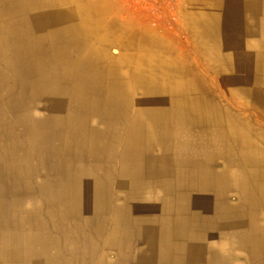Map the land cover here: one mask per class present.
I'll return each instance as SVG.
<instances>
[{
	"label": "bare ground",
	"instance_id": "bare-ground-1",
	"mask_svg": "<svg viewBox=\"0 0 264 264\" xmlns=\"http://www.w3.org/2000/svg\"><path fill=\"white\" fill-rule=\"evenodd\" d=\"M111 2L110 0H30V15L27 20H30L29 22H43L42 35L46 40L47 68H53V75L56 77L54 82L60 77L67 78L65 82L67 83L70 79L69 81H73L74 84L72 86L77 89H71V91L64 89L61 91L65 105L70 103L71 99L72 101L75 100L77 104L78 102L80 104L86 102L93 105L99 103L101 99H105L102 102L111 104L114 107L112 108V115L121 118L118 119L121 123L126 121L128 124L126 130L131 132L132 135L128 136L129 139L126 138L127 142H124L126 139L121 141L116 138L111 139L110 143L105 145L110 155L108 161L105 162L109 166H116L120 173L131 169L141 171L144 162H146L147 154L151 156V152L157 149L162 155V157L160 156L161 159L172 157L173 162H175L173 168L175 167L177 171V179L181 184L183 196L201 194L199 190L193 192V189H195L193 183L197 176L196 174L193 175L194 170L190 171L185 168L187 165L186 155L183 154L188 145H191L190 140L199 135V130H195L191 122L216 120L218 124L222 121L224 125L233 124L232 126L235 129L238 126L242 129V123H236L235 119L239 120L240 118L241 120L244 117L246 120L253 121L256 114V120H264V0H211V6L208 5L207 0H190V9L185 12V21L187 22H183L185 29H188L187 34L192 40L190 50L186 47L177 50L174 43L176 38L171 34H164L161 37L159 34L160 28L144 27L130 24V22H108L107 26H104L107 6L112 4ZM129 32L130 39L126 43L124 42L125 51H119L118 55L114 56L113 50L117 49L114 48L116 47L115 40H121L124 33ZM175 53L179 54L174 58L173 54ZM50 79L53 81V77ZM95 80H98L101 84H109L110 87L106 90L94 89L89 84L94 83ZM249 98L256 100V109L252 104L245 101ZM238 108L240 109L238 110ZM18 113L20 112L18 111ZM107 117L105 116V118ZM122 130V132L126 131ZM227 131L232 130L226 129ZM240 142L248 146V141L243 142V140H240ZM190 145L189 148L192 147ZM216 145H211L212 147L203 145L197 148H204L205 146L216 148ZM99 146L101 145L96 142L95 149ZM124 147H128L126 151L128 154H124L125 163L129 161L127 167H124V160L121 159L123 154L120 151ZM260 158L262 156L257 155V159ZM147 159L149 158L147 157ZM147 162L151 163L152 160L149 159ZM208 162L210 163V161ZM132 163L133 166H131ZM204 171L207 176V179H204L203 182L204 186L206 184L208 189L210 186L213 188L207 191L209 197L207 211L209 215L212 212L219 216L222 211L223 213L229 212V217L226 222L222 221L219 227L221 232L218 233H220L222 240L218 244H216V238H214L216 233L211 232V230L216 229V224L213 221L208 222V234L206 235L208 238L204 241L207 251L205 250V253L200 256L191 255L193 256L190 258L191 264H197V259L203 264H249V256L247 255L244 256L246 260H237L239 255H242L238 254L237 251L238 246L246 250L249 245L248 240L256 237V235H250L249 233L253 228L257 232L256 234H259L257 236L262 239L258 242L255 241L256 238L251 240L253 251L251 255L256 261H262L264 259L261 258L264 256V223H262L261 208L264 207V197H261L259 202L258 200L251 201L253 197L247 193L243 186L239 185V183L247 181V175H243L235 168L229 169L226 167L222 170H214L210 164V166H206ZM119 172H117L116 177L114 172L110 173L109 177L112 182L116 178L118 181L113 184L111 193L110 187L108 190L111 197L110 210L114 217H112V230L109 236L111 243L107 241V245L116 246L123 242V239L126 240L131 245H128L130 251L126 256L129 264H137L138 260L140 264H160L157 260L155 262L153 258L157 259L158 256L161 260L170 259L172 264H174L172 259H183L182 256H175V254H179L184 250H170L169 247L165 251H159L158 249L157 252V249L154 250L150 246L152 244L151 239L147 240L145 237L142 240L144 244H139L142 237L140 238V232L133 231V227L138 225L135 224L139 221L136 212H140L141 208L137 206L136 202L130 201L127 196L134 194L135 191H141L143 188L130 183L128 179L123 178V181H121L118 176ZM127 175L130 177V173ZM156 178L158 177L156 176ZM78 179H81V176H78ZM90 183L92 188L90 194L98 196L101 193L99 186L93 181H90ZM234 187L242 189V191H237ZM234 190H236V194L233 192ZM122 193L127 198L120 204L118 200H120ZM233 195L239 198L238 203H233L230 199ZM161 196V193L154 194V197H159L158 205L162 206L164 200ZM212 196L218 198V200L211 201L210 197ZM221 200L222 202H220ZM188 202L186 200V202H182L180 208H176L179 211L178 214H183V211L189 209L190 204H186ZM157 209L148 208L147 206L144 210L151 215ZM190 210L194 211L193 208ZM120 215L126 217L118 222L116 217ZM146 215L149 218V215ZM215 215L214 218H216ZM237 215H239V218H237ZM177 218V220L184 223L182 217L177 215ZM200 224L197 219L192 220L190 230L192 235H196L202 240L203 237L199 234V230H196ZM102 226L98 225L96 229L94 228L96 233L92 245L95 248L98 247L103 238L101 236H104ZM236 229H239V234L233 233V230ZM244 231H246L245 234ZM3 241L5 244H9L10 238L5 236ZM139 245L145 246L139 248ZM97 250V252L100 251ZM14 253L15 251L9 247L1 251V259L4 264H11L10 260L13 258Z\"/></svg>",
	"mask_w": 264,
	"mask_h": 264
},
{
	"label": "crops",
	"instance_id": "crops-1",
	"mask_svg": "<svg viewBox=\"0 0 264 264\" xmlns=\"http://www.w3.org/2000/svg\"><path fill=\"white\" fill-rule=\"evenodd\" d=\"M29 9L30 0H0V264H4L1 259V251L8 247L15 251L13 258L10 260L11 264H129L126 256H128V251H130L128 249L131 245L126 240L123 239V242L116 246L107 245V241L111 243L109 236L112 230V217H114L110 210L111 197L108 190L110 187L111 193L113 184L118 181L116 178L112 182L109 177L112 172L116 177L119 170L116 166H109L105 162L110 158L105 145L110 143L111 139L117 138L121 141L126 138L129 139L128 136L132 134L126 130L128 128L126 121L121 123L118 120L121 118L112 115V108L114 107L111 104L102 102L105 99H101L99 103L94 105L86 102L82 104L78 102L77 104L75 100L72 101L71 99L70 103L65 105L61 91L64 89H68V91L77 89L72 86L74 84L73 81H69L70 79L67 83L65 82L67 78L60 77L54 82L56 77L53 75V68H47L46 40L42 35L43 22H29L30 20H27L30 15ZM51 76L53 81L50 79ZM89 85L100 90H106L110 87L109 84H101L98 80ZM74 92L76 93V91ZM245 101L252 104L256 109L255 99L249 98ZM37 107H43L42 109L45 111L42 113L37 112ZM105 116H108V119ZM242 118L241 120L240 118L239 120L235 119L236 123H242V129L248 131V146L244 148L246 154L242 159L233 158L227 146H216V148H211L212 146L197 148L194 146L186 148L183 152L186 155V159L184 158L187 164L185 168L190 171L194 170L193 175L196 174L197 176L193 183L195 186L193 192L198 190L201 192L200 196L205 200L204 204L192 200L193 197H196V194L183 196L181 184L177 179V171L175 167L173 168L175 162H173L172 157L161 159L162 155L157 149L151 152V156L147 154L152 162L148 163L149 159L146 157V162H144L141 171L131 169L126 172L122 171L123 173L119 172L118 176L121 181H123V178L128 179L130 183L143 188V190L135 191L134 194L127 196L130 201L136 202L137 206L141 208L140 212H136L139 221L135 224L138 225L133 227V231L140 232V238L142 237L139 244H144L142 240L147 234L151 236L153 230L158 231L160 235L159 242L156 239H151L152 244L150 246L154 250L158 247L160 251H165L169 247L170 250H184L181 252L183 255L181 253H179L180 255L175 254V256H182L183 259H172V262L174 264H191V257L203 255L205 250L207 251L204 241L208 238L206 236L208 234V222L213 221L216 224V229L211 230V232L216 233L213 234L216 238V244L221 242L222 237L218 232H221L219 227L222 221L218 220L215 213L210 212L209 215L207 211V201L209 199L207 191L213 188L210 186L208 189L206 184L202 188V183H200L201 178L207 179L204 169L210 164L214 170H222L226 167L229 169L235 168L243 175L246 174L247 181L241 182L239 185L243 186L247 193L253 197L251 201L258 200L259 202L261 197H264V124L256 121V114L253 121ZM191 124L195 130H199L198 137L192 138L194 141L199 140L204 130L209 126L207 121H195ZM232 125H225L226 129L232 130L227 131L228 133L232 134L237 130H241L239 126L235 129ZM122 129L126 131L122 132ZM127 139L124 142H127ZM96 142L101 145L97 149H95ZM249 142L251 146H249ZM127 148L124 147L120 151L123 154L121 159L124 160V167H127L129 162L125 163V155L128 154V152L126 153ZM257 155H261L262 158L257 159ZM131 166H133V163ZM129 173L130 177L127 175ZM78 176H81V179H78ZM156 176L160 177V180ZM90 181L99 186L101 193L98 196L90 194L92 189ZM237 187L234 188L237 191H242ZM78 192L80 193L77 194ZM233 192L236 194V190ZM153 193L162 194L161 198L164 200L162 206L158 205L159 197H154ZM122 194L120 200H118L120 204L127 198L125 194ZM230 199L233 203L239 202L236 195H233ZM186 200L189 201V209L183 211V214H178L179 211L176 208H180L182 202H186ZM210 200L214 202L218 198L212 196ZM147 206L148 208L158 209L150 215L144 210ZM191 208L194 211H191ZM261 210L263 214L262 223H264V207ZM146 214L149 215V218ZM177 215L184 219V223L177 220ZM214 215L216 218L213 217ZM31 216L34 219H31ZM125 217L120 215L116 219L121 222ZM195 219L201 223L196 230H199V234L203 237L202 240L196 235H192L190 230L192 220ZM98 225H103L104 236H101L103 237L102 242L100 241L98 247L95 248L92 244H94L95 229ZM233 233L239 234V229L233 230ZM249 233L250 235H256L252 239L256 238L255 241L257 242L262 239L257 236L259 234H256L254 228ZM5 236L10 238L9 244H5L3 241ZM252 239L248 240V249L245 250V248L238 246L237 253L241 254L240 251L246 252L245 256H249V264H264V259L256 261L251 255L253 254ZM55 246L56 248H54ZM142 246L139 245V248ZM97 249L100 251L97 252ZM261 258H264V256ZM237 260L243 261L246 258L244 255H239ZM159 262L160 264H172L170 259ZM196 263L203 264L198 259Z\"/></svg>",
	"mask_w": 264,
	"mask_h": 264
},
{
	"label": "rangeland",
	"instance_id": "rangeland-1",
	"mask_svg": "<svg viewBox=\"0 0 264 264\" xmlns=\"http://www.w3.org/2000/svg\"><path fill=\"white\" fill-rule=\"evenodd\" d=\"M102 1V0H99ZM112 4L107 6V13L105 14L104 26H107L108 22H130V24H135L139 26L146 27H156L160 28L159 34L161 37L164 34H171L175 37V44L177 50H180L186 47L188 50L191 49L192 40L191 37L187 34L188 29H185V12L190 9V0H110ZM209 6H211V0H207ZM133 22V23H132ZM129 34V35H128ZM127 38V39H126ZM130 39V32L124 33V37L121 40H115L116 50H113V55L117 56L119 51H125V43ZM125 42V43H124ZM179 53L173 54L174 58L178 56ZM74 104V103H73ZM240 108H238L239 110ZM42 108H37V112H44ZM39 114L37 113V116ZM264 124V121L259 119L256 120ZM209 124L208 128L204 130L202 136L199 140L194 141L190 140L192 147H202L203 145L211 146L216 145L219 147L227 146L229 152L233 158L242 159L246 152H244L245 145H243L240 140L243 142L248 141V131L246 129H241L231 133L226 132L224 123L221 121L220 124L216 120L207 121ZM213 131V132H211ZM217 131V132H216ZM205 133V134H204ZM208 133V134H207ZM215 133V134H214ZM219 133V134H218ZM194 144V145H193ZM196 144V145H195ZM188 145V148H189ZM249 146L250 142H249ZM191 147V148H192ZM206 148V146L204 147ZM240 156V157H239ZM203 178L200 179L202 188L204 186ZM196 197H193L192 200H196L198 203L204 204L205 200L196 194ZM229 200V198H228ZM222 202V200L220 201ZM189 204V202H188ZM239 217V215H237ZM229 217V212L223 213L221 211L218 216L219 221L226 222V219ZM159 232L154 230L151 233V236L147 234L145 239L158 240L159 242ZM160 251V248H159ZM158 252V247H157ZM242 255L245 256L246 252L240 251ZM149 257V256H147ZM157 257V255H156ZM155 262H159L161 259L159 256L157 259L153 257ZM152 258V259H153ZM154 262V261H153ZM137 264H140L138 260Z\"/></svg>",
	"mask_w": 264,
	"mask_h": 264
}]
</instances>
